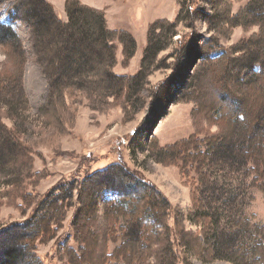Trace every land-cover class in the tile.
<instances>
[{"label": "rangeland", "instance_id": "374dc122", "mask_svg": "<svg viewBox=\"0 0 264 264\" xmlns=\"http://www.w3.org/2000/svg\"><path fill=\"white\" fill-rule=\"evenodd\" d=\"M45 1L58 20L67 22L66 0ZM77 1L84 5L83 0ZM263 1L112 0L98 5L109 30L125 31L135 40L127 60L123 46L113 41L111 71L127 79L141 68L150 24L156 20L173 22L179 17L171 39L163 37L165 50L156 55L147 78L138 82L130 96L118 99L93 98L67 79L49 97V84L31 50L28 27L12 20V2L1 4L0 23L11 27L19 38L23 61L17 64L16 58L13 64L0 51V86L5 87L0 88V125L14 131L29 160L23 161L21 172L0 173V263L4 249L15 238L28 264H68L62 248L66 241L77 247L72 241V226L80 208L77 194L81 183L89 175L110 170L107 175L111 178L105 180L109 184L98 193L96 228L105 232L107 218L103 215L124 207L128 196L139 200L134 182H145L159 194L160 203L163 200L169 205L161 217L168 232L152 209L145 218L130 224L120 219L119 226L127 237L134 236L139 242L147 264H237L230 258L232 251L250 250L259 239L254 227L264 226V189L250 186L251 163L217 162L212 155L199 173L190 170L186 175L179 162L161 160L153 150L157 149L155 144L164 148L217 133V116L208 106L209 94L204 89L211 76L209 59L225 58L222 67L233 60L230 65L235 64L234 69L231 71L229 65L227 71L231 84L236 85L238 77L244 82L259 72L264 66L260 62ZM253 4L257 9L250 7ZM9 85L11 88L6 87ZM231 87L234 92V85ZM235 116L237 122L242 121L238 110ZM262 144L264 149V141ZM203 150L208 152L206 147ZM9 159L4 156L0 168ZM119 170L127 181L116 184L111 179ZM192 186L199 188L202 215L212 222L209 236L216 244L213 260L193 252L188 245L190 237L201 233L192 208ZM50 204L56 206V218L63 217L62 222L51 227L49 237L34 238V231V235L30 233L34 224L54 213ZM175 218H180L182 240L175 237ZM167 233L170 240L164 241ZM117 236L119 241L107 245L108 255L123 241L122 232ZM148 244H152L150 248ZM169 244L170 249L162 252L161 245Z\"/></svg>", "mask_w": 264, "mask_h": 264}, {"label": "trees", "instance_id": "16d2710c", "mask_svg": "<svg viewBox=\"0 0 264 264\" xmlns=\"http://www.w3.org/2000/svg\"><path fill=\"white\" fill-rule=\"evenodd\" d=\"M6 2L13 3L12 20L28 27L31 50L38 60L37 64L42 65L43 73L47 78L49 97L54 95L56 86L62 84V80L65 79L93 98L118 99L123 95L128 96L140 80L147 78L148 70L156 55L165 50L166 45L163 42V37L171 39L179 24V17L173 22L156 20L150 24L141 68L137 75L127 79V77L115 75L111 71V66L115 62L113 41L116 39L123 46V55L127 60L136 46L135 40L125 31L109 30L104 13L101 11L82 5L77 0H66L65 12L68 20L61 22L55 16L52 6L45 0H0V5ZM255 6L258 5L253 4L250 7L254 8ZM260 19H264V16ZM166 31L167 35H164ZM0 51L4 53L7 61L13 64H16L14 60L16 58H19L17 63L19 64L23 56L21 42L15 32L11 27L1 23ZM209 60L208 63H211L212 66L211 76L208 77L204 89L209 94L208 106L210 110L214 111V116H217V133L203 140L190 138L164 148H159L155 144L154 147L157 149L153 152L161 160L174 159L179 162L181 172L186 175L190 170L196 171V174L199 173L212 155L217 162L225 159L230 164L245 162L247 165L251 163L250 186L264 189V149L262 148L264 141V66L244 82H239L238 77L235 85L231 84L227 76L229 68L231 67V71L232 68L234 69L235 64L230 65L233 60H229V64L224 67L221 65L225 58L218 57ZM260 60L264 65V48L260 54ZM222 70H224L223 77ZM252 80L254 81L252 82ZM17 85L20 86L18 80ZM231 85L235 87L234 92ZM6 87L11 88L10 85ZM0 88L5 87L0 86ZM248 90H251L252 94L249 95ZM237 110L242 114L241 122L235 120ZM203 147H206L208 152L204 151ZM24 151L14 131L7 130L0 125V161L4 156L10 158L4 162L0 173L3 174L4 170H6L5 172H14L15 170L21 172V164L25 159L29 160ZM1 156L3 157L1 158ZM109 172L111 171H101L89 175L81 183L77 194L80 208L72 226V241L77 247L69 246L66 241L62 248L63 255L67 256L68 264H109L121 262V260L123 264H147L148 257L140 251L142 247H139V242L135 240L134 236L127 237L126 233L124 234V228L119 224L120 219H124L125 223L130 224L142 217L145 218L149 209H152L153 215L158 217V221L160 220L162 228L164 227L168 232L161 217L165 211L168 212L169 205L164 204L163 200L160 203L159 194L145 182H134L139 191V200L128 196L124 207H117L103 215L107 218L104 219L106 222L105 232L95 227L98 221L96 215L98 193L109 184L105 181L111 178L107 175ZM114 174V179L111 180L116 184L120 181L121 183L127 181V179L124 180V177L127 176H123L121 170ZM191 202L192 208L198 215V218H195L196 223L200 225L201 233L190 237L188 245L193 252L213 260L216 244L214 245L212 235L209 236L212 222L209 217L202 215L204 206L199 197L198 187H191ZM49 210L54 212L53 215L47 214L44 218L40 217L34 224L33 230L31 229L30 233H33L32 231L35 233L34 238L41 235L49 237L52 231L51 227L57 224L59 227L62 222L63 217L56 218L57 208L55 205L50 204ZM179 219L175 218L174 232L175 237L179 236L182 240L183 228L181 224H178ZM53 223L55 224L53 225ZM117 227L119 230L116 231ZM121 232L123 241L120 247L108 255L106 252L108 243L119 241L121 238L117 235ZM254 232L259 237L258 241L247 252H241V249L232 251L230 258L233 262L264 264V226L254 227ZM27 235L30 238V234ZM163 236L164 241L170 240L168 233ZM11 242L10 246L6 247V251L4 249L2 253L4 259L0 264H28V260L26 258L23 260V255L19 251L20 241L14 238ZM148 245L150 248L152 244ZM170 246L171 244L161 245L160 248L163 249L162 252H166Z\"/></svg>", "mask_w": 264, "mask_h": 264}, {"label": "crops", "instance_id": "0c3cea01", "mask_svg": "<svg viewBox=\"0 0 264 264\" xmlns=\"http://www.w3.org/2000/svg\"><path fill=\"white\" fill-rule=\"evenodd\" d=\"M104 1H106V3L107 2H112V0H104ZM104 1L103 0H89V1H84L83 0L82 3L84 5H86V6H89V7L93 8V9H96V10L99 9L100 10V8L98 7V5L103 4ZM107 25H108V22H107ZM108 28H110V27H108Z\"/></svg>", "mask_w": 264, "mask_h": 264}]
</instances>
